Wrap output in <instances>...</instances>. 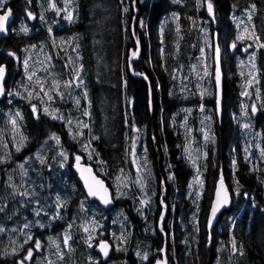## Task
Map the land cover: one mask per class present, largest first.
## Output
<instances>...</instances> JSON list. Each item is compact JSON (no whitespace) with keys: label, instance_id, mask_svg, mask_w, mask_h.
Wrapping results in <instances>:
<instances>
[{"label":"trees","instance_id":"1","mask_svg":"<svg viewBox=\"0 0 264 264\" xmlns=\"http://www.w3.org/2000/svg\"><path fill=\"white\" fill-rule=\"evenodd\" d=\"M211 2L214 15L208 12L207 0H6L3 8L12 10V20L7 35L0 39V64L7 66L6 91L0 99V159L5 160L0 163V207H4L0 226L5 229L0 232V264H20L29 248L33 257L25 264H46L45 257L55 264H153L163 257L167 264H264V47L258 46L264 43V0ZM252 2L259 8L254 36L260 40H250L249 50L255 58V82L240 67L239 58L245 59L242 55L247 51L231 49V43L240 42L234 17L246 18ZM65 8L73 13L72 21L65 18L66 11H56ZM28 12L35 18H29ZM21 26L28 27L27 34L20 31ZM214 41L221 49V97L210 72ZM138 44L140 56L130 61ZM204 58L209 76L201 65ZM77 74L79 79H75ZM53 81L60 82L63 97L49 91ZM70 81L71 87H63ZM247 82L248 95L244 91ZM41 84L52 100L41 91ZM198 93H203L202 99ZM197 103L209 112V133L202 130L203 123L198 129L201 107ZM45 108L63 118L53 119ZM188 108H192L189 116ZM17 111L23 117H16L18 132L9 122ZM134 121L148 128L150 134L142 135L148 147L144 146L145 154L148 163L154 164L155 180L161 183L158 190L164 188L170 194L161 228L157 220L154 225L155 250L137 246L145 242L137 237L143 223L134 214L118 245L124 249L113 248L120 238L114 225L120 212L115 204L118 191L133 200L142 193L137 181L122 177L130 170L138 178L133 159L136 148L128 133ZM79 122L87 127L78 128ZM53 133L59 136V145L50 139ZM73 133L79 136V144L66 148V137ZM204 134L214 141L205 143ZM21 135L27 140L17 151ZM140 139L135 142L137 149L142 147ZM186 143L199 150L198 170L184 158ZM61 151L67 153L66 161L58 155ZM37 152L46 163L35 158ZM77 156L106 181L113 193L111 207L86 195L74 166ZM21 163L28 171L26 177L19 175ZM171 174L174 183L168 180ZM200 174L202 184L197 185L194 179ZM9 175L17 186L23 182L20 191L34 189L37 195H13ZM117 176L127 187L120 185ZM220 179L226 182L232 200L209 232L207 214ZM57 196L66 202L64 207H56ZM156 201L159 205V194ZM84 226L90 231L85 232ZM66 234L71 237L69 247L63 243ZM101 239L112 245L108 257L96 251ZM56 245L63 259L56 255ZM151 248L156 258L145 261L141 256Z\"/></svg>","mask_w":264,"mask_h":264},{"label":"rangeland","instance_id":"2","mask_svg":"<svg viewBox=\"0 0 264 264\" xmlns=\"http://www.w3.org/2000/svg\"><path fill=\"white\" fill-rule=\"evenodd\" d=\"M249 17H251L250 13L247 15L246 18H242V19L239 18L241 20L240 22L238 20H236L234 17L237 29L239 30V36L246 37L245 39H239L240 42L235 41V43H236V47L241 49L242 51H243L244 47L247 48L246 50H244L245 52L247 51L246 54L242 55L245 57V59L239 58V62L241 63L240 67H245L246 70H245V68H244V70L248 74L250 80H252V82H255V81H253L254 75H253V70H252V66L254 65L255 58H254V54L250 53V51H249L252 47V42L254 39L253 38H247V37L252 35L254 33V31L256 30V23H255L256 21H254L252 19V17H251V19H249ZM245 28L248 29V32L244 31ZM240 44H242V45H240ZM211 48H212V60H213L214 46ZM135 51H136V49L133 50V52H135ZM131 59H133V58H131ZM207 62H208V59L204 58L203 62L201 63V65L204 64L202 66V67H204V72H206ZM246 66H248V67L250 66V67L247 69ZM213 71H214V62H213V66L211 67L210 72L213 73ZM208 76H206V77H208ZM212 78H213V76H212ZM204 80H205V77H204ZM249 88H250V86L248 85V82L246 84H244V91L247 93V95L250 94L248 92ZM198 90H200V89H198ZM197 95L200 99L203 98V95L201 93H198ZM160 102H161V100H160V95H159V104L158 105H160ZM201 106H203V104L197 103V107H201ZM160 111H161V108H160ZM191 111H192V108H188V110H186V113L188 114V116L190 115ZM205 114H207V115H205ZM198 119L200 120V121H198V125H197L198 129L200 128L201 124L203 123L202 124V130L205 129L206 132L209 133V131H210L209 112L204 111V110H202V111L200 110V113L198 115ZM60 122L63 123L62 121H60ZM132 127H133V130H132V128L130 129V126H129V131H128L130 138L132 136V139L135 142H137V140H139L140 138H143V141H142V139H140V141H139V143L141 144L142 147H140L139 149H137V147H135L136 150L134 151V154H133V157H135L133 159H134L135 164H136V170L138 171V169H139V171L137 173L138 178H136L134 176L133 172H131L130 170H126L124 172V175H122V177H124L126 180L129 179L130 180L129 182L139 181L138 185H139L140 189L142 190L144 197H143L142 193H137V194H135V198H134L135 200H133L129 197H126L124 193L121 195L122 192L118 191L117 196H116V200H115V204L117 205L118 208H120V209H116V210L120 211V212L118 213V219H117L118 223L117 224L115 223L114 225L118 231L120 238L118 239V243L113 245V248H116L119 250L124 249L122 246H118V245H119V242H120L122 236L124 235V231L126 230V227H127L126 222H128L129 220H132L131 216H132V214H134V216L139 221L141 220V222H140L141 225L143 223V228H142L143 232L138 231L137 237L138 238L141 237L139 239L144 240L143 242H145V243H139V244H137V246L154 247V250H155V246H154L155 245L154 244V239H155L154 228H155V226L154 225H155L156 220H157V225L161 228V226H162L161 225V220H162L161 217H163V220L165 219L164 218V209L162 208L166 205V198L164 196L165 195V189L162 188L164 192L162 191V189H161V191L158 190V186L160 188L161 183H159V185H158V182L155 180L156 173H155V169L153 166L154 164L152 163L153 165H150L148 163L149 162V160L147 159L148 155L146 156V154H145V153H147L145 148H148V147L145 146L146 143L144 142V137H142V135L146 136V135L150 134L147 126L146 127L144 126V128H143L141 124L134 121ZM192 128H194V126H193V124H190V131L191 130L193 131ZM136 129H138L139 131H136ZM205 135L206 134L203 135V139L205 140V143H207L208 139L207 140L205 139ZM207 135L211 137V135H209V134H207ZM192 137L194 138L193 135H192ZM61 138H64V134H61ZM66 138H67L66 148H69L70 146L77 147V145L79 144L77 142V140L79 139V136L76 135L75 133L67 135ZM193 138H191L192 143L194 142ZM192 143H188V144L186 143L185 144L184 158L187 159V162L189 164L191 163L193 165L194 170H198L199 169L198 164H199V161L201 159V156L198 153L199 150L195 147L190 146L191 159L189 158V145H191ZM144 146H145V148H144ZM84 149H86V148H84ZM85 151H86V153H88V155H91L89 149H86ZM79 156L81 157V155H79ZM75 162H76V160L74 161V163ZM193 168H192V170H193ZM194 170H193V172H194ZM98 171H99V169H98ZM194 174H195V172H194ZM201 175L202 174L197 175V177H199L200 181L202 178ZM171 177H172V174H171ZM195 178H196V174H195ZM173 179L172 178L170 179L169 175H168V180L170 182ZM110 183L119 188V185L116 181H112ZM173 183H174V180H173ZM190 183L192 184L193 180ZM194 183H196L197 185L199 184L196 181V179H194ZM173 186H174V184H173ZM199 190H200V188H198V190H196V192L199 193ZM190 192L193 194V189H190ZM157 194H159V200H160L159 205L156 201ZM187 195H188V193H187ZM131 197H133V196H131ZM136 198L139 201L142 198H144L143 200H147L148 202L146 204L142 205L141 202L137 201ZM174 198H176L175 192H174ZM129 199H131L133 202H131V200H129ZM120 200H122V201H120ZM144 224H146L145 227H144ZM141 233H143V234L141 235ZM154 250L152 248H151V251H149L148 249L145 250L146 251L145 253H147V259H144L145 261L151 260L152 258H153L152 260H154L156 258V255H153ZM141 257H143V256H141Z\"/></svg>","mask_w":264,"mask_h":264},{"label":"snow or ice","instance_id":"3","mask_svg":"<svg viewBox=\"0 0 264 264\" xmlns=\"http://www.w3.org/2000/svg\"><path fill=\"white\" fill-rule=\"evenodd\" d=\"M70 0H66V3H69ZM133 2H135V0H133ZM174 3H180L181 0H173ZM6 3V0H0V33H5L7 32V22L9 21V17L12 15V10L10 8H3V5ZM51 7L52 8H55L56 5L55 3L53 2L51 4ZM254 7V6H253ZM207 9H208V12L210 15H214L213 14V5H212V2L211 0H207ZM57 13H59L60 11H66L67 12V15H66V19H68L69 21H72L73 20V13L70 12V11H67V8L65 9H56ZM124 11H128V9H124ZM28 17L29 18H32L34 19L35 17L33 16V14L31 12H28L27 13ZM173 17L175 19H179L178 15L176 13H173ZM41 19H43V17H41ZM249 19H251V17H249ZM141 23V26L143 25V21L140 22ZM20 31L27 34L29 29L27 26H21L20 28ZM49 31H51V29H49ZM245 32H248V29L245 28L244 29ZM177 32L179 33V25H177ZM246 37L244 36H238L237 39H245ZM247 38H253L254 39V42H258L260 40V37L258 36H254V33L252 35H250L249 37ZM137 43H139V41H137ZM235 43H233L232 47L235 48ZM259 47H264V43H260L258 45ZM215 53H216V63H217V67L215 69V78H216V83L217 85L219 86V83H220V70H219V61H218V57H219V47H216L215 49ZM12 55H14V53H11ZM133 57H135L136 55H138V50L136 52H133L132 53ZM25 67H27V61H25ZM254 67V65H253ZM4 74H5V68L4 66L0 65V95H4L5 94V90H4V86H3V79H4ZM35 73H33L32 75H34ZM136 75H143L142 73H135ZM32 75H29L28 79L29 80H32ZM205 75H209V73L206 71L205 72ZM75 79H79V75L77 74V76L75 77ZM145 79H147V77H145ZM71 84L72 82H65L63 87L65 88H68V87H71ZM61 87L60 85V82L59 81H53L52 82V87L49 89V91H55L58 95H60L61 97H63V93L59 91V88ZM40 88H41V91H44V87H43V84L40 85ZM9 95H12V93H8ZM44 94L46 96H48V99L49 100H52V96H50L48 94V91H44ZM203 94V93H202ZM247 94V93H245ZM29 97H31L33 95L32 92H29L28 93ZM86 95V94H85ZM77 104H79V100L76 101ZM201 110H203V108L201 107ZM253 112L256 111L255 107L253 106ZM32 111L33 113H36L37 112V108L35 105L32 106ZM45 113H48L49 115L52 116L53 119H57V118H63V117H58L55 112H52V113H49L48 112V109L45 108L44 109ZM85 115H88L87 111H85L84 113ZM245 114H247L245 112ZM16 117L20 118L21 120L23 119L21 113L19 111H17L15 113V117H10V123L12 125V128H13V131H17L18 132V128H19V125H18V122H17V119ZM68 124L71 125L72 121L71 120H68L67 121ZM82 125V122H79L77 124V127L79 128L80 126ZM83 127H87V125H82ZM249 125H245V128H248ZM71 130V129H70ZM136 131H139L138 129H136ZM79 134V133H78ZM50 139H53L55 140L56 144L59 145L60 144V138L59 136H57L55 133H53L51 136H50ZM205 139H212L214 141V137H210L208 136L207 134L205 135ZM27 140V137L21 135L20 137V144L19 146L17 147V151H20V149L24 146V141ZM87 147V146H86ZM135 148V141H133V149ZM247 151V149H246ZM59 156H61L63 158V160H67L68 159V156H67V153H65L64 151H61L59 154ZM206 155V154H205ZM262 155H264V151H262ZM36 159L39 160V162L41 164H44L46 163V160H45V157L43 155H41L40 152H37L36 153V156H35ZM189 158L191 159V150H190V145H189ZM31 159V158H29ZM76 161H77V167L79 169V161H80V157L77 156L76 157ZM5 160L3 159H0V163H4ZM25 163H27V161H25ZM63 166V164H61V167ZM18 168L20 169V172H19V175L21 177H26L28 175V171L27 169L25 168V164L24 163H21L18 165ZM88 172L89 174L91 173V169H83L82 170V176H83V172ZM139 171V169H138ZM123 172V170H121V173ZM170 179L172 177H169ZM85 184L86 186L88 187V195L89 196H98V198L102 201V203H104L105 205H108L112 202V197L111 195L108 193V190L106 187H104L103 185V182L100 181V180H96L95 177H92V179L94 180L95 184L99 186V188L103 191V195H99V192L97 190H94L93 189V186L90 185L88 183V178L85 177ZM116 179L118 181H120V185L122 187H127V184L125 183V181L122 179L121 176H117ZM142 179V178H141ZM8 182H9V186L13 188V195H20V196H23V197H26V198H30V197H33V196H36L37 193L35 192L34 189H32L31 191L27 188H25L23 191H20V188L23 187V182L21 183L20 186H17L15 183H13V177L11 175L8 176ZM198 183H201L202 184V181H200L199 179L197 180ZM137 183H139V181H137ZM238 183V182H237ZM221 188L223 189L224 186H223V180L221 179ZM123 193H121L122 195ZM219 197H220V191L217 192V198H218V204L217 205H214L213 207V210H212V216L214 217L216 212L218 211V207L219 206H222V204H227L229 203V197H228V192L226 189H224V192H223V201H222V204L219 202ZM148 201L147 200H141V204H146ZM37 203H39V201H37ZM65 201L61 200V198L59 196H57L56 198V207L57 208H61V207H64L65 206ZM81 208L84 207V203L83 201L81 202V205H80ZM4 211V207H0V212H3ZM37 215L40 214L39 211H37L36 213ZM55 218V217H54ZM161 219H163V217H161ZM92 224L95 225L96 224V221L93 220L92 221ZM25 228L29 227L28 224H25L24 225ZM5 231L4 227L0 226V232H3ZM15 231V230H13ZM84 231L85 232H89L90 229L87 227V226H84ZM92 231H94V228L92 229ZM161 231H163V229H161ZM28 239H31V237L29 236ZM49 239L51 240L52 238L49 237ZM71 239L70 235H65L64 237V240H63V243L65 245V247H69L68 245V241ZM92 237L91 235L89 236V240H91ZM28 241L25 240V243H27ZM13 243H15L13 241ZM89 246H91V244H89ZM233 246L235 247V241H233ZM41 247L40 245V242L37 240L35 241V248L36 250H39ZM101 251L103 252V254L105 256H107L108 254V248H109V245L104 242V241H101L100 242V245H99ZM56 248H57V253L56 255L58 256L59 259H63V253L60 251V247L59 245H56ZM17 249L13 248L12 251L13 252H16ZM137 255L139 256L140 253H137ZM33 257V249L29 248L27 250V255L20 261V264H25V261H28V260H31ZM143 259H147V253H145L142 257ZM45 261H46V264H55L54 261H51V260H48L47 257H45ZM157 264H167L166 260L165 261H157Z\"/></svg>","mask_w":264,"mask_h":264},{"label":"water","instance_id":"4","mask_svg":"<svg viewBox=\"0 0 264 264\" xmlns=\"http://www.w3.org/2000/svg\"><path fill=\"white\" fill-rule=\"evenodd\" d=\"M11 19H12V15L9 17V21L7 22V25H6L7 29H8V25H9ZM7 33H8V30H7V32H5V33H0V37H1V36H6ZM137 50H138V55H136L135 57H133V55H131L130 59H131V58L136 59V58H138V56L140 55V47H139V44L137 45ZM219 53H220V52H219ZM213 58H214V61H215V65H216V67H217V63H216V53H215V51H214V56H213ZM218 61H219V70H220V83H219V86H218L217 83H216L215 71H214V78H215V87H216L217 93H218L219 96H221V95H222V79H223V77H222V70H221L220 54H219V57H218ZM0 65L4 66V68H5V74H4V79H3V86H4V90H5V78H6V75H7V66H6L5 63H2V64H0ZM215 69H216V68H215ZM143 78H144V77H143ZM3 96H4V95H0V98H3ZM83 169H91V173L89 174L88 172L85 171V172H83V176H82V170H83ZM76 171H77V177H78V180L81 182L82 187H83V189H84L86 195H87L89 198H91V199L97 201L98 203L102 204V205L105 206V207H110V206L113 204V195H112V191H111L110 187L107 185L106 181H105L101 176H99V175L95 172V170H94L93 167H91V166H89V165H87V164H85V163L79 161V169H78V167H77V165H76ZM85 177L88 178V183H89L90 185L93 186V189H94V190H97V191L99 192V195H103V191L99 188L98 185L95 184V182H94V180L92 179V177H95L96 180H100V181H102L104 187L107 188L108 193H109V194L111 195V197H112V202H111L110 204H108V205H105V204L102 203V201L98 198V196H95V197H94V196H89V195H88V187H87L86 184H85V179H84ZM222 180H223V186H224V188L222 189L221 186H220V185H221V179H220V181L217 182L216 187H215V189H214L213 196H212V200H211L210 207H209V210H208L207 220H206V225H207L206 228H207V230H208L209 232L212 230L213 226L216 224V222H217V220L219 219V216L221 215V213H222L225 209L228 208V206L230 205L231 200H232L230 190H229V188H228L226 182L224 181V179H222ZM224 189H226L227 192H228L229 203H227V204H222ZM218 191H220L219 202L222 204V206H219V207H218V211L216 212L215 216L213 217V216H212V210H213V207H214V205H217V204H218V198H217V192H218ZM104 242H106V243L109 245V248H108V254H107V256H109L110 253H111V250H112V246H111V244H110L109 241H104ZM99 245H100V244H99ZM99 245L96 247V251L99 252L101 255H104L103 252L101 251ZM104 256H105V255H104ZM162 261H165V257L163 258ZM155 264H157V262H156Z\"/></svg>","mask_w":264,"mask_h":264},{"label":"flooded vegetation","instance_id":"5","mask_svg":"<svg viewBox=\"0 0 264 264\" xmlns=\"http://www.w3.org/2000/svg\"><path fill=\"white\" fill-rule=\"evenodd\" d=\"M254 6V7H253ZM259 8H258V4L257 3H250L249 5H248V10L250 11V14H251V17H252V19L254 20V21H256L257 20V14L259 13V10H258ZM242 19V17L241 16H239V17H237V18H235L236 20H238L239 22L241 21L240 19ZM12 20V19H11ZM11 22V21H10ZM9 26H10V23H9V25H8V29H9ZM2 37H4V36H1L0 37V39L2 38ZM233 43H235V41L233 42ZM233 43H231V49H235V48H233L232 47V45H233ZM236 45V44H235ZM213 46H214V50L216 49V47H219L218 46V43L216 42V41H214L213 42ZM236 47V46H235ZM247 48H243V50H246ZM219 54H220V57H221V49H220V47H219ZM140 56V55H139ZM139 56H138V58H139ZM130 57H131V55H130ZM130 57H129V60L131 61V60H133V59H130ZM138 58H136V59H138ZM136 59H134V60H136ZM221 61V60H220ZM214 69H215V64H214ZM221 70H222V68H221ZM212 76H213V83H214V71H213V73L211 74ZM222 77H223V79H224V75H223V73H222ZM223 79H222V86H223ZM214 86H215V83H214ZM215 88V87H214ZM219 97V96H218ZM215 104H217V106H218V98H217V100H216V103ZM149 106L150 107H152V100L151 99H149ZM256 112V111H255ZM165 198H166V205L164 206V207H162L163 209H164V218H166V214H167V208H168V203L170 202V198H169V196H170V194H169V192L165 189Z\"/></svg>","mask_w":264,"mask_h":264}]
</instances>
